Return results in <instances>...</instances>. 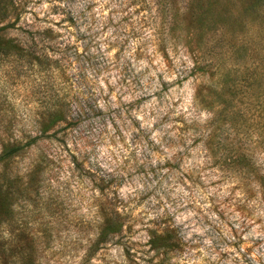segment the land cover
Instances as JSON below:
<instances>
[{
  "label": "rangeland",
  "instance_id": "1",
  "mask_svg": "<svg viewBox=\"0 0 264 264\" xmlns=\"http://www.w3.org/2000/svg\"><path fill=\"white\" fill-rule=\"evenodd\" d=\"M126 1L0 0V264H264V0Z\"/></svg>",
  "mask_w": 264,
  "mask_h": 264
},
{
  "label": "trees",
  "instance_id": "2",
  "mask_svg": "<svg viewBox=\"0 0 264 264\" xmlns=\"http://www.w3.org/2000/svg\"><path fill=\"white\" fill-rule=\"evenodd\" d=\"M127 2L128 1L123 0L121 6L126 5V4L128 5ZM13 11L16 13V9L14 7H13ZM12 24L13 23H6L5 25L0 26V54H3L7 51L11 52L10 49L16 47L13 44L14 42L13 39H6L3 35L4 32L12 26ZM49 35H50L49 30H43L38 33V37L36 39L31 37L30 41L32 42L33 46L39 42H40V45H44L46 44V42H49V39H50ZM14 49L18 50V52H19V49L21 51V48H18V47ZM6 54H10V53L7 52ZM18 54L21 55V53H17L15 55H18ZM26 55L31 58L30 60H35L39 64L49 63V62L51 63V60L49 59V56L47 55V53H44L42 51L39 53L36 51H29V52H26ZM49 115H51V117L53 118L52 123H51L52 125L55 123H59V122H62V123L66 122V117L64 116V114H62V111L60 110L52 111V113H49ZM48 129H49V126L45 125L39 130V133L43 135ZM36 139L37 138L34 137V138H29L24 142L14 141V142L2 145L0 148V164H2V166L5 165L6 163H8V161L11 158L21 153V151L34 145ZM119 224L120 223L113 222V220L109 218L104 219V221L102 222L98 230V233H97V236L94 242V248H98L102 244H105L108 241L109 237L118 235L120 233ZM176 231H177L176 228L173 227L172 225L162 226L159 228L158 232L155 230L150 231L149 232L150 245L151 243L153 245L154 240L158 239V242H160V246H162V248L175 250L179 246V237L177 236L178 234Z\"/></svg>",
  "mask_w": 264,
  "mask_h": 264
}]
</instances>
